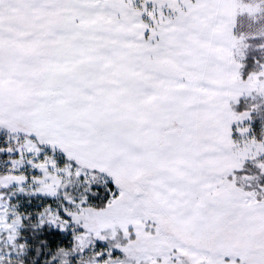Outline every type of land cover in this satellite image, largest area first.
<instances>
[{
	"label": "snow or ice",
	"instance_id": "6c2138e0",
	"mask_svg": "<svg viewBox=\"0 0 264 264\" xmlns=\"http://www.w3.org/2000/svg\"><path fill=\"white\" fill-rule=\"evenodd\" d=\"M0 264H264V0H0Z\"/></svg>",
	"mask_w": 264,
	"mask_h": 264
}]
</instances>
